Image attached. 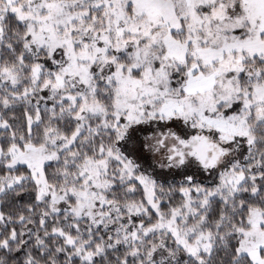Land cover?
I'll list each match as a JSON object with an SVG mask.
<instances>
[{
	"label": "snow or ice",
	"instance_id": "snow-or-ice-1",
	"mask_svg": "<svg viewBox=\"0 0 264 264\" xmlns=\"http://www.w3.org/2000/svg\"><path fill=\"white\" fill-rule=\"evenodd\" d=\"M0 264H264V0H0Z\"/></svg>",
	"mask_w": 264,
	"mask_h": 264
}]
</instances>
